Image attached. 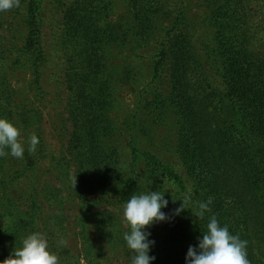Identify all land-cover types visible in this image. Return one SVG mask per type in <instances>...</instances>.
<instances>
[{
	"label": "trees",
	"instance_id": "1",
	"mask_svg": "<svg viewBox=\"0 0 264 264\" xmlns=\"http://www.w3.org/2000/svg\"><path fill=\"white\" fill-rule=\"evenodd\" d=\"M52 1L58 17L51 30L46 0L0 12V117L20 128L26 149L33 133L40 141L23 159L0 157V261L27 234L41 232L60 264H130L123 204L158 190L173 218L149 229L153 264H185L213 214L248 242L250 264H264V0ZM195 7L203 12L198 19ZM152 46L151 88L134 63ZM50 50L61 54L54 75L64 99V150L56 168L59 179L75 183L80 203L77 254L67 246L66 215L45 210L50 194L40 163ZM127 87L140 88V112L126 125L130 155L115 117ZM169 115L176 128L169 152L179 165L153 153L156 124ZM209 198L210 211L199 219L194 214ZM93 225L102 229L99 241Z\"/></svg>",
	"mask_w": 264,
	"mask_h": 264
},
{
	"label": "clouds",
	"instance_id": "2",
	"mask_svg": "<svg viewBox=\"0 0 264 264\" xmlns=\"http://www.w3.org/2000/svg\"><path fill=\"white\" fill-rule=\"evenodd\" d=\"M21 0H0V12L19 8ZM20 128L7 118L0 117V157L8 155L23 159L25 151L35 152L39 144L38 136L33 133L28 140L27 149L20 142ZM165 193L147 191L132 195L123 204L122 222L127 231L123 239L130 251V264H153L155 256L150 252L155 245L151 239V226L159 222H170L173 217L163 211L167 209ZM183 203V201H182ZM212 199L199 204V219L210 211ZM184 208L175 209L179 215ZM246 240L233 235L227 225L221 226L213 214L206 225V231L198 238L196 245H190L185 257V264H250L247 258ZM0 264H60L59 257L49 249L48 238L44 233L32 232L22 238L20 246L12 254L0 261Z\"/></svg>",
	"mask_w": 264,
	"mask_h": 264
},
{
	"label": "rangeland",
	"instance_id": "3",
	"mask_svg": "<svg viewBox=\"0 0 264 264\" xmlns=\"http://www.w3.org/2000/svg\"><path fill=\"white\" fill-rule=\"evenodd\" d=\"M52 2V0H46L44 5L45 17L50 26L48 30H51L58 17V10L54 7ZM189 2H191L193 6L197 5L196 0H189ZM195 8L196 10L193 11V17L198 19L202 17L201 15L203 14V12L201 9L197 10V7ZM121 9L123 11L122 7ZM50 39V44L52 45L55 41H52L54 40V38L52 37ZM154 50V46L147 48L144 52H141V58H138V60H136L134 63L137 71L141 72L140 75L143 79L142 83H144V85H149L151 88L153 85L151 83V80L153 77L152 61L153 55L155 53ZM60 55L61 54L56 52L55 50H50V60L45 69V74L49 79L48 91H51V94L47 95V100H45L44 102L46 106L44 110V120L42 125L45 142L43 152L44 158H42V161L40 163V172L42 182L47 186L50 194V196L48 197L49 199H45L46 213L54 214L63 212L66 215L64 226L67 229V246L73 254H77L79 253L80 248L83 247V235L81 233L82 229L77 222V217H79L81 212V210L79 209L80 203L78 202V200L75 201L74 198L76 195L75 183L67 180L68 178H66V176H64V181L59 179L58 173L61 170L56 168L59 157H61L64 150L62 149V133L60 131V113L63 111L64 99L62 94L56 89L57 81H55V79L57 77L54 75V73H56L59 77ZM139 90L140 88H138L137 91H134L131 87L125 88L118 112L117 114H115V117L118 118L119 123L121 124V129L118 132V135L122 137L121 149L126 155L130 153L128 148L129 132L126 125L127 123H129L128 119H133L134 115L140 112L138 110ZM58 94H60V97ZM168 118L169 120L165 123L156 124V137L154 140L156 148L154 149L153 153H158L162 156L163 159L172 161L176 165H179L177 157L169 152L172 146L176 144V128L174 127L173 123L175 117L173 115H169ZM157 120L158 118L156 114V121ZM147 145H149V143ZM159 148H162L163 150L159 152ZM71 169H69V171H71ZM179 172L182 175L187 176L183 169H180ZM56 195L59 196L56 197ZM54 196L56 197L55 199H53ZM101 207L102 210L107 209V206L105 204H102ZM101 231L102 229L96 225H93L90 229L91 235L97 241L100 240V236L102 235ZM111 255H113L112 252ZM117 258L124 263L128 261V256L123 250L120 251V253L117 255Z\"/></svg>",
	"mask_w": 264,
	"mask_h": 264
}]
</instances>
